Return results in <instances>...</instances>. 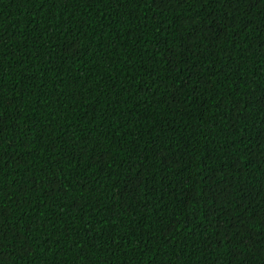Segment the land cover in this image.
I'll return each mask as SVG.
<instances>
[{
    "label": "trees",
    "instance_id": "trees-1",
    "mask_svg": "<svg viewBox=\"0 0 264 264\" xmlns=\"http://www.w3.org/2000/svg\"><path fill=\"white\" fill-rule=\"evenodd\" d=\"M0 264H264V0H0Z\"/></svg>",
    "mask_w": 264,
    "mask_h": 264
}]
</instances>
